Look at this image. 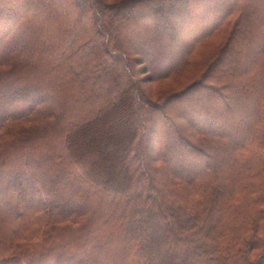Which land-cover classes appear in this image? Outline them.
I'll use <instances>...</instances> for the list:
<instances>
[{
    "label": "trees",
    "instance_id": "1",
    "mask_svg": "<svg viewBox=\"0 0 264 264\" xmlns=\"http://www.w3.org/2000/svg\"><path fill=\"white\" fill-rule=\"evenodd\" d=\"M0 264H264V0H0Z\"/></svg>",
    "mask_w": 264,
    "mask_h": 264
},
{
    "label": "rangeland",
    "instance_id": "2",
    "mask_svg": "<svg viewBox=\"0 0 264 264\" xmlns=\"http://www.w3.org/2000/svg\"><path fill=\"white\" fill-rule=\"evenodd\" d=\"M210 50H211V47H209L208 49H205V50L204 49L203 50H199L196 60L198 62H201L203 60V56L205 57V54H207ZM188 82L189 81H187L185 84H187ZM143 87L145 89H147V90L150 88V90L152 91V94L156 95L157 93H159L161 90H163L165 88V85L162 83V84H153V85H143ZM177 88L178 87H176V89Z\"/></svg>",
    "mask_w": 264,
    "mask_h": 264
}]
</instances>
